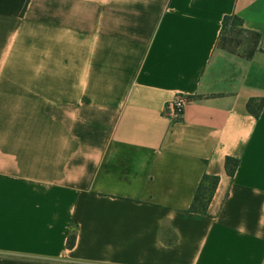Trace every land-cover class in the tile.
I'll list each match as a JSON object with an SVG mask.
<instances>
[{"label":"crops","instance_id":"crops-1","mask_svg":"<svg viewBox=\"0 0 264 264\" xmlns=\"http://www.w3.org/2000/svg\"><path fill=\"white\" fill-rule=\"evenodd\" d=\"M227 17L261 34L251 59L219 47ZM250 100L264 0H0V264H264Z\"/></svg>","mask_w":264,"mask_h":264},{"label":"trees","instance_id":"trees-1","mask_svg":"<svg viewBox=\"0 0 264 264\" xmlns=\"http://www.w3.org/2000/svg\"><path fill=\"white\" fill-rule=\"evenodd\" d=\"M261 42V34L246 30L242 27L241 20L236 17L225 18L221 36L219 39V47L231 54L237 55L244 59H251L258 50ZM264 105V100L257 105L255 100H250L247 105L249 112L255 116H259ZM239 161L233 158H227L226 169L229 175H233ZM219 183L217 176H204L195 194L194 200L189 209L190 212L196 214H205L209 204L213 198L214 192ZM76 243V232L71 231L68 238L67 247L72 249Z\"/></svg>","mask_w":264,"mask_h":264},{"label":"built area","instance_id":"built-area-1","mask_svg":"<svg viewBox=\"0 0 264 264\" xmlns=\"http://www.w3.org/2000/svg\"><path fill=\"white\" fill-rule=\"evenodd\" d=\"M189 103V98L177 95L170 104L173 113L177 117H181L186 113L187 105Z\"/></svg>","mask_w":264,"mask_h":264}]
</instances>
